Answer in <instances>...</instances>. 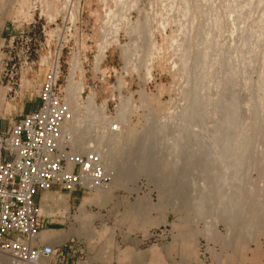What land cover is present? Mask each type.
Wrapping results in <instances>:
<instances>
[{"label": "rangeland", "instance_id": "obj_1", "mask_svg": "<svg viewBox=\"0 0 264 264\" xmlns=\"http://www.w3.org/2000/svg\"><path fill=\"white\" fill-rule=\"evenodd\" d=\"M0 20L35 23L41 74L59 55L70 151L105 153L107 191L71 211L74 264L102 242L111 264L128 248L144 264H264V0H0ZM24 59L2 43L0 82ZM39 78H21L29 94Z\"/></svg>", "mask_w": 264, "mask_h": 264}, {"label": "built area", "instance_id": "obj_2", "mask_svg": "<svg viewBox=\"0 0 264 264\" xmlns=\"http://www.w3.org/2000/svg\"><path fill=\"white\" fill-rule=\"evenodd\" d=\"M34 26L28 22L6 44L18 46L27 67L35 63V39L28 31ZM60 74V57L52 56L40 84L38 107L0 129V259L6 264H63L75 249L73 238L57 245L41 239L42 220L34 201L38 191L58 186L67 193H92L107 188L111 180L99 153L70 151L67 126L74 117L58 84ZM15 83L10 82V90ZM110 129L118 131V125Z\"/></svg>", "mask_w": 264, "mask_h": 264}, {"label": "crops", "instance_id": "obj_3", "mask_svg": "<svg viewBox=\"0 0 264 264\" xmlns=\"http://www.w3.org/2000/svg\"><path fill=\"white\" fill-rule=\"evenodd\" d=\"M7 20H0V47L2 43L8 42L12 38L13 27ZM35 64V63H34ZM28 67L25 72H21L16 87L11 88L8 85L9 82L4 84L0 82V129H8L12 124L17 122L24 113L35 110L39 105V89L42 81V74L40 68L35 65ZM39 66V63H37ZM34 66V67H33ZM33 68V70H32ZM36 72V76L39 79V89L35 95L28 93L25 89L22 79L28 72ZM22 78V79H21ZM10 93H5L3 89L7 88ZM80 191L67 193L60 189L58 186H53L47 191H38L34 197L35 203L39 207L40 219L42 220L41 233L44 234V242L52 243L54 245L60 244L66 240L74 237L71 231V225L75 221L71 214L73 208L77 209L76 217L80 219V207L82 206L83 196L80 195ZM86 206V205H85ZM72 219V221H71ZM40 233V234H41ZM41 237V235H40ZM88 253L89 264H111L110 248L107 242L101 244L92 245L86 247ZM74 252L70 253L69 259L63 264H74L76 260H73ZM133 252V253H132ZM129 255H123V258L119 259L118 264H144L139 253H136L134 249H127ZM121 260V261H120ZM148 262V263H147ZM173 259H158L149 258L145 261V264H173ZM196 264H198L196 262Z\"/></svg>", "mask_w": 264, "mask_h": 264}, {"label": "bare ground", "instance_id": "obj_4", "mask_svg": "<svg viewBox=\"0 0 264 264\" xmlns=\"http://www.w3.org/2000/svg\"><path fill=\"white\" fill-rule=\"evenodd\" d=\"M185 55H186V54H185ZM204 57H205V56H204ZM185 58H187V57H185ZM184 60H185V59H184ZM72 61H73V60H72ZM74 62H76V61L74 60ZM74 62L71 63V65H72V64L74 65V64H75ZM72 71H73V69H72L71 66H70V72H72ZM70 78H71V77H70ZM70 78H69V79H70ZM67 80H68V79H67ZM69 81H70V82H69L70 84L68 83V85L66 86V90H67L68 92H70L69 90H71L72 87H75V86H77V84H79V83H77V82H76V83L74 82L75 85H74L73 83H72V84H73V85H72V84H71V80H69ZM72 82H73V81H72ZM78 82H79V80H78ZM232 83H233V82H232ZM80 84H81V83H80ZM228 85H229V83H228ZM231 86H232V85H231ZM70 87H71V88H70ZM77 87L79 88V85H78ZM73 89H74V91H75V89H77V88L75 87V88H73ZM228 89H229V88H228ZM230 89H231V88H230ZM78 90H79V89H78ZM80 91H81V90H80ZM227 91H228V90H227ZM77 92H78V91H76V93H77ZM71 93H74V92L71 91ZM71 93H70V94H71ZM229 93H230V92H229ZM68 94H69V93H68ZM231 94H232V92H231ZM73 95L76 96V95H78V94H75V93H74ZM73 95L71 94V97H73V98H72V101H73L74 98H76V97H74ZM228 95H229V94H228ZM69 96H70V95H69ZM66 97H67V93H66ZM69 99H70V98H69ZM89 99H91V97L88 98L87 101H88ZM75 100H76V99H75ZM90 101H91V100H89V102H90ZM74 102H75V101H74ZM74 102H72V103H74ZM89 102H88V103H89ZM75 103H76V102H75ZM88 103H87V104H88ZM89 104H90V103H89ZM73 105H74V104H73ZM75 105H76V104H75ZM75 105H74V107H76ZM191 105H192V104H191ZM77 106H78V105H77ZM87 106H88V105H87ZM194 107H196V106H194ZM76 108H77V107H76ZM191 108H192V107H191ZM74 109H75V108H74ZM87 109H88V108H87ZM194 109H195V108H194ZM198 109H199V108H198ZM73 111H74V110H73ZM90 112H91V111H90ZM235 112H236V111H235ZM196 113H197V111H196ZM230 113H231V112H230ZM233 113H234V112H233ZM92 114L94 115V113H92ZM101 115H102V113H101ZM101 115H100V116H101ZM86 116H87V114H86ZM196 116H197V115H196ZM196 116H195V117H196ZM229 116H230V115H229ZM89 117H90V116H89ZM92 118H93V116H92ZM94 118H95V117H94ZM82 119H83V118H82ZM228 119H229V118H228ZM83 120H84V119H83ZM230 120H231V119H230ZM232 120H233V119H232ZM79 122H80V121H79ZM232 122H233V121H232ZM255 122H256V121H255ZM75 123H76V122H75ZM257 124H258V123H257ZM77 125H78V124H77ZM79 125H80V124H79ZM233 125H234V124H233ZM258 125H259V124H258ZM110 126H111V125H110ZM230 126H232V125H230ZM69 127H70V126H69ZM257 128H258V127H257ZM68 129H70V128H68ZM77 129H78V128H77ZM88 129H89V128H88ZM145 129H146V128H145ZM258 129H259V128H258ZM153 130H154V129H153ZM229 131H230V130H229ZM232 131H233V130H231V132H232ZM77 132H78V131H77ZM145 132H146V131H145ZM86 133H87V132H86ZM88 133H89V132H88ZM86 136H87V135H86ZM244 136H245V135H244ZM199 137H200V136H199ZM210 137H211V136H210ZM225 137H227V136H225ZM184 138H185V137H184ZM69 139H70V138H69ZM205 139H206V138H205ZM225 139H226V138H225ZM227 140H228V139H227ZM246 140H247V139H246ZM255 140H256V139H255ZM152 141H153V140H152ZM87 142H88V141H87ZM100 142H101V141H100ZM199 142H200V141H199ZM82 143H83V142H82L80 139H77V138H76V139H75V138L71 139V144L75 145V146L78 147V148H80V147L82 146ZM160 144H161V143H160ZM227 144H228V143H227ZM98 145H99V144H98ZM157 145H158V144H157ZM224 145H225V144H224ZM204 147H205V146H204ZM223 147H224V146H223ZM220 148H221V147H220ZM249 148H250V147H249ZM229 150H230V149H229ZM101 151H102V150H101ZM185 151H186V150H185ZM237 151H238V150H237ZM240 151H241V150H240ZM78 152H79V151H78ZM142 152H143V151H142ZM224 152H225V151H224ZM227 152H228V151H227ZM107 153H108V152H107ZM211 153H212V152H211ZM229 153H230V152H229ZM99 154H100V153H99ZM104 155H105V153H104ZM104 155H103V156H104ZM138 155H139V154H138ZM229 155H230V154H229ZM100 156L103 157L102 154H100ZM242 156H243V155H242ZM127 157H128V156H127ZM195 157H196V156H195ZM259 157H260V156H259ZM106 158H107V157H106ZM110 158H111V157H110ZM209 158H210V157H209ZM189 159H190V158H189ZM215 159H216V158H215ZM239 159H240V158H239ZM249 159H250V158H249ZM105 160H106V159H105ZM105 160H104V161H105ZM208 161H209V160H208ZM235 161H236V159H235ZM106 162H107V164H108V167L110 168L109 170H111V172H113V174H114V172H115V175L118 176L117 173H119V172L121 173V169H122V168H121V165H120L119 163H117V162H112L111 160H110V161L107 160ZM205 162H206V161H205ZM223 162H224V161H223ZM186 164H187V163H186ZM141 165H142V164H141ZM230 165H231V164H230ZM226 167H227V166H226ZM257 167H258V166H257ZM230 168H231V167H230ZM231 169H232V168H231ZM216 170H217V169H216ZM220 170H221V169H220ZM225 171H226V170H225ZM120 173H119V174H120ZM214 174H215V173H214ZM233 174H234V173H233ZM210 175H211V174H210ZM263 175H264V174H263ZM219 176H220V175H219ZM231 176H232V175H231ZM233 176H234V175H233ZM229 177H230V176H229ZM229 177H228V178H229ZM188 179H189V178H188ZM216 179H217V178H216ZM222 179H223V178H222ZM178 183H179V182H178ZM214 183H215V182H214ZM216 185H217V184H216ZM236 188H237V187H236ZM176 189H177V188H176ZM178 189H179V188H178ZM104 190L107 191V188H105ZM100 191H101V190H100ZM175 191H176V190H175ZM180 192H181V191H180ZM181 196H182V195H181ZM219 201H220V200H219ZM219 201H218V202H219ZM199 203H200V202H199ZM234 203H235V202H234ZM200 204H202V202H201ZM197 207H199V206H197ZM201 207H202V206H201ZM0 264H6L5 260H4V259H0Z\"/></svg>", "mask_w": 264, "mask_h": 264}]
</instances>
